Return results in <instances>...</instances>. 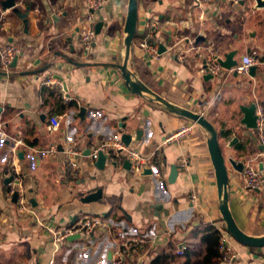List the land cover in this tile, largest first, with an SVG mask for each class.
Masks as SVG:
<instances>
[{"label":"crops","instance_id":"obj_1","mask_svg":"<svg viewBox=\"0 0 264 264\" xmlns=\"http://www.w3.org/2000/svg\"><path fill=\"white\" fill-rule=\"evenodd\" d=\"M129 2L105 0L104 24L88 51L80 44L87 0H21L25 18L0 4V46L14 43L23 50L8 73L0 69V264H112L115 248L130 240L139 242L128 249L134 264H206L209 226L228 234L237 255L233 264H264V247L244 245L228 231L207 129L126 83L120 65L127 57ZM137 10L127 61L132 80L215 126L229 173V209L244 233L264 237V183L247 189L243 172L229 162H252L264 172V151L255 128L243 123L242 111L264 104V65L257 66L255 76L224 69L205 78L193 57L177 58L181 50L199 46L221 58L236 50L238 62L248 54L264 62V8L256 0L200 5L196 0H137ZM153 21L159 23L158 46L165 49L158 59L147 57L141 47ZM50 73L63 77L75 101L65 102L57 89L43 84ZM81 108H86L83 118ZM52 115L62 122L56 131L48 130ZM190 124L195 127L185 139L166 142ZM123 133L132 137L131 148L153 156L141 175L131 172L124 153L116 160L107 157L104 169L89 155L91 146ZM235 137L239 141L229 147ZM74 143L84 151L77 175L63 152ZM52 144L59 153L48 156ZM174 165L178 177L173 181ZM14 173L23 178L31 202L24 211L5 197ZM96 189L103 198L85 203L83 198ZM87 215L100 216L108 225L54 241L51 229L69 227ZM182 247L185 253L179 255Z\"/></svg>","mask_w":264,"mask_h":264},{"label":"built area","instance_id":"obj_2","mask_svg":"<svg viewBox=\"0 0 264 264\" xmlns=\"http://www.w3.org/2000/svg\"><path fill=\"white\" fill-rule=\"evenodd\" d=\"M203 1L210 0H196V3L200 5ZM240 0H232L233 4L239 3ZM105 6V0H87L86 15L82 19V32L80 36V44L82 48L86 51L90 50L92 45L97 39L96 30V11H102ZM149 31L141 42V47L143 48L147 57L151 59H158L161 56L160 46L156 40V34L160 30L159 23L153 21L148 26ZM23 54V50L17 44L10 43L8 45L0 46V69L8 73L10 66L13 64L15 59ZM193 57L194 60L199 62L200 68L199 73L217 75L224 70V67L219 62L221 56L216 51H205L199 46H191L181 50L177 54V58L181 62L190 60ZM192 59V60H193ZM239 64L231 69L230 71H237L238 74L245 75L248 74L252 66L264 65L258 58L251 54L242 57ZM45 86L50 88H55L59 91L61 98L66 102L75 101V96L70 93L68 85L65 83L63 77L59 74H48L45 81L43 82ZM255 115L257 117V127L256 135L258 136L259 142L264 145V104L261 102L256 103ZM48 130L56 131L58 130L62 122H60L59 116L52 115L48 120ZM195 125H184L181 127L177 133H174L167 137L166 142L172 143L182 141L187 135L193 132ZM0 134L3 132L0 130ZM90 157L93 161L99 159L101 153L106 154L111 160H116L118 156L122 153L125 154L127 160L130 161V170L134 175H141L147 168H150L153 156L145 155L137 149H133L130 145H127L123 139H116L114 141H104L98 145H93L90 147ZM64 154L68 158V163L70 165V171L72 175H77L80 170L79 157L84 155V151L80 148L79 144L74 143L69 145L64 149ZM59 153V146L57 144H52L45 154L48 156H54ZM186 163V162H184ZM244 183L245 187L249 190L257 189L261 187L264 183V172L259 170L252 162H244L243 168ZM12 182L8 184V189L5 194L7 200L13 201L14 195L17 194L18 200L16 204L21 211L30 208L31 202L26 195L23 178L20 177L18 173H14L12 176ZM108 225L102 217L96 215H87L80 219L78 222L69 225L66 228L51 229L52 236L55 242H63L69 240L70 237L76 236L78 234L90 235L101 227ZM139 242L137 240H130L124 242V244L116 247L115 252L112 257V264H134L131 259L128 258V249L133 245H137ZM186 247H182L178 250V254H184ZM219 250L221 258L219 264H233L237 255L233 250L232 246L229 244V237L226 232H221L219 240ZM50 264H56L54 260Z\"/></svg>","mask_w":264,"mask_h":264},{"label":"water","instance_id":"obj_3","mask_svg":"<svg viewBox=\"0 0 264 264\" xmlns=\"http://www.w3.org/2000/svg\"><path fill=\"white\" fill-rule=\"evenodd\" d=\"M20 1L21 0H2L0 2L2 10L6 11L9 9H12L15 13H20L21 7H20ZM257 6L260 8H264V0H256ZM31 6L28 7L30 9ZM128 17L126 21V29L128 31V37L126 39V47H127V57L126 61L123 65H120L123 76L126 80V83L130 86L133 92L135 93H142L147 92L148 94H151L156 100L161 101L167 108L168 111L174 114H178L182 117H185L187 119L193 120L194 122L199 123L203 127L207 129V131L210 133V139L208 142L210 155L212 156V161L215 167V173L217 176V184H218V191L220 192L221 196V205L220 209L222 211V215L224 218V221L226 222V226L228 227V231L231 233L233 237H235L239 242L243 243L244 245L248 246H254V247H264V237H256V236H249L246 233H244L240 227L235 222V219L229 209V198L230 194L228 191V184H229V173L227 171V164H226V158L223 154L222 147L219 141V133L216 130L215 126L212 125L206 118L203 117L202 114L192 112L189 110H186L184 108H181L177 105H174L170 103L169 101H166L164 98L160 97L158 94L153 92L150 88H148L145 84L141 82H136L132 80L131 74L128 71L127 61L130 56L131 52V44L132 41L136 35V25H137V19H138V10H137V0H130L129 6H128ZM50 17L54 21H58L59 18L57 15L51 11H49ZM96 30L97 34L101 33V28L104 24V15L102 14V11H96ZM22 18H25L26 15H21ZM203 39V37H199V40ZM165 51L164 48L161 47L160 53H163ZM237 55V51L233 50L230 51L225 58H219V62L222 64L224 69L231 70L235 68L239 63L238 60L235 58ZM17 59L13 62L15 64ZM257 71V66H252L250 68L249 74L255 76ZM6 74V73H5ZM235 75H238L237 71H234ZM212 77V75L207 74L205 75V78ZM256 110V104H252L249 107L243 106L242 111L244 112V119L243 123L250 129V128H256L257 127V117L255 115ZM86 108H81L79 112L80 117H84ZM121 139H123L127 145H130L132 142V137L127 134L123 133ZM239 138L235 137L232 142H230L229 147H232L235 142H238ZM259 148L264 151V145L260 144ZM90 152V151H89ZM107 160L106 154L101 153L99 156V160L97 162V166L100 169H104L105 163ZM231 165L234 166L235 169L238 171H243L244 163L238 162L236 159L232 158L229 160ZM129 167L131 166L130 161H127ZM148 171V170H147ZM151 170H149L150 172ZM171 180H175L178 177V166L174 165L171 170ZM13 180L12 177L8 179V183H11ZM103 198V192L101 189H96L95 191L88 193L87 196L83 198V201L85 203L92 202V201H99ZM18 196L17 194L14 195L13 202H17ZM82 237L81 234H78L76 236L70 237V239L80 238Z\"/></svg>","mask_w":264,"mask_h":264},{"label":"trees","instance_id":"obj_4","mask_svg":"<svg viewBox=\"0 0 264 264\" xmlns=\"http://www.w3.org/2000/svg\"><path fill=\"white\" fill-rule=\"evenodd\" d=\"M53 94V93H52ZM221 232L220 229L216 226H209L204 236V240L207 242L208 254L205 257L206 264H218L221 258V254L219 251V240H220ZM216 259V261H213ZM152 264H159L158 260L153 261Z\"/></svg>","mask_w":264,"mask_h":264},{"label":"rangeland","instance_id":"obj_5","mask_svg":"<svg viewBox=\"0 0 264 264\" xmlns=\"http://www.w3.org/2000/svg\"><path fill=\"white\" fill-rule=\"evenodd\" d=\"M254 57H256L255 55H253ZM257 58V57H256ZM239 75H241V74H239ZM223 149V148H222ZM227 164V163H226Z\"/></svg>","mask_w":264,"mask_h":264}]
</instances>
